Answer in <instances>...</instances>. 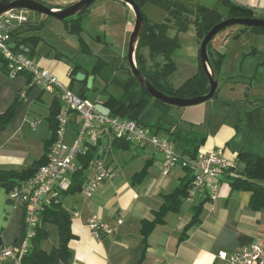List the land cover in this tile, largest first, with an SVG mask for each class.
I'll return each mask as SVG.
<instances>
[{
	"label": "crops",
	"instance_id": "0c3cea01",
	"mask_svg": "<svg viewBox=\"0 0 264 264\" xmlns=\"http://www.w3.org/2000/svg\"><path fill=\"white\" fill-rule=\"evenodd\" d=\"M74 1L66 0L65 2ZM230 1L264 14V0ZM212 2L215 0H211ZM46 18L41 16L36 22L29 20L27 25L14 34L12 43L23 50V53L40 68L47 70L60 82L71 87L73 81L69 73L75 64L82 68L77 73L90 69L78 63L70 65L64 61L63 54L60 52L53 55L54 46L52 45L47 52L43 53V56L37 57L36 45L40 39L37 33L44 27ZM61 23L64 24L63 28H66L65 23L62 21ZM239 33L252 34L255 39L251 53L264 56V34L242 30ZM229 35L227 33L226 37L222 35L223 37L219 39L215 36L214 42L213 40L212 44L210 42L212 57L223 54L222 44ZM239 36L240 34H236L235 38ZM28 37H35V44L27 40ZM81 37L88 49L94 45L90 41L95 39L97 42L102 41L99 36L84 33L83 28ZM197 44L199 47L198 41ZM224 61L223 54L216 66L219 80ZM105 62L108 64L107 61ZM198 67L199 51L192 65L185 67L186 76L175 75L178 69L176 65V71L170 77L171 84L174 87L179 86L187 77L193 76ZM95 78L96 76L92 80L93 85H95ZM236 79L232 76L222 78L225 86H229L230 89L234 88L231 85L238 82ZM78 83L80 85L78 93L71 87L76 94H79L83 87L82 81ZM26 88L28 92L25 99L9 124L0 130V170H25L41 158L44 154V143L50 137L48 116L56 98L55 94L44 91L37 85L30 87L29 78L25 74L12 79L7 77L0 61V115L11 107L18 93ZM244 89L247 90V85ZM44 93H49V96L44 98ZM101 97L103 102L104 97ZM225 99L218 97L217 88L216 96L206 102L189 107H178L177 110L172 108L166 120L169 121V117L170 119L179 118L181 128L189 129L192 125L195 133L206 136L197 156L214 151L229 165H235L240 151L256 154L252 148L253 142L251 144L247 142L252 141L254 137L263 138L264 135L256 136L249 132L248 115H246L249 111L243 115L238 112L224 115L225 111L231 107L226 106L225 102L229 104L232 102ZM31 122L36 123L34 129L31 128ZM203 126L204 128L207 126L206 131L202 130ZM70 127L73 128L75 136L78 123H72ZM70 139L71 142L73 139L72 137ZM174 147L175 152L180 155L179 146L174 144ZM138 150L124 151V157L121 158L122 168H119L118 157L114 152L107 155L106 161L115 169L116 174L111 179L103 181L92 198L84 200L81 191L68 192L61 196L63 207L70 213V230L75 236L68 243L72 253L68 264H224L217 257L219 252L231 254L243 246L263 242L264 208L255 212L250 210V192L232 190L224 180L217 185L216 198L211 199L208 194L214 179L209 175L204 176L205 193L184 200L179 211L169 212L164 222L155 226L144 241L141 234V221L153 218V213L159 210L162 204L161 196L170 192L178 184L184 177L185 170L179 165L166 170L162 163V155L155 149L152 154L139 153ZM146 164L148 166L145 174L140 175ZM91 174L90 167L82 173L85 178ZM9 191L0 186V243L3 247L17 249L26 231L25 208L10 199ZM200 202L202 205L198 220L190 224L192 208ZM74 212L79 213V216L74 217ZM91 215H97L103 222L111 225L117 219H121L122 225L116 233L103 239H96L86 224L87 218ZM43 229L46 231L47 238L41 243V247L45 251H50L59 244L58 227L45 224Z\"/></svg>",
	"mask_w": 264,
	"mask_h": 264
},
{
	"label": "trees",
	"instance_id": "16d2710c",
	"mask_svg": "<svg viewBox=\"0 0 264 264\" xmlns=\"http://www.w3.org/2000/svg\"><path fill=\"white\" fill-rule=\"evenodd\" d=\"M140 8L145 4L156 6L162 9L166 16L163 21L152 22L143 13L144 29L142 31L138 49H137V63L141 74L148 80V82L161 93L179 98H195L207 94L209 90L208 81L205 73L201 68L199 60V67L196 73L187 78L179 86L174 87L170 82L171 75L176 71V65L172 59L174 51L178 48V34L184 32L188 24L192 23L195 29V36L200 44L202 38L209 32V30L227 18H257L264 19L263 13H257L253 9L238 5L230 0H215L216 5L208 7L198 0L190 1V7L184 0H133ZM217 5H221L225 9V14H222ZM142 12V11H141ZM69 32L77 36L80 52H89V49L81 37L82 27L80 25V16L77 18L64 21ZM173 27L175 35L169 36L168 30ZM242 31H253L264 34V28L258 27H243ZM27 40L35 44V37H28ZM210 44L208 45V52L210 60L214 67L217 76V64L222 58L223 54H217L212 57L210 53ZM147 49V54L142 52V49ZM14 49L20 50L17 45ZM23 52V50H20ZM161 58V60H159ZM218 62V63H217ZM4 73V65L2 64ZM82 68L75 64L70 69V76L74 81L77 71ZM112 69L108 64L99 58V60L92 66L89 71H85L86 78L82 81V91L78 94L82 98L86 97V91L99 92L104 97V103L110 109L111 117H120L126 120H132L147 128L150 132L162 136L172 141L173 145L179 146L180 161H185L187 164L182 167L185 170V175L181 178L178 184L168 193L163 194L162 204L159 210L153 213L151 220L143 219L141 221V234L145 241L152 229L164 222L165 216L169 212L179 211L182 203L186 199H190V191L192 189V182L194 180V164L197 158L198 150L203 146L206 136L197 134L192 130V125L189 129L181 128L179 125V118L166 120L169 116V111L172 108H178L165 104L159 100L152 98L147 91H145L131 75L128 67L129 76L125 81H118L112 77L110 73ZM29 78L30 76L26 73ZM100 76L106 83L108 81L115 82L122 90V96L116 98L109 94L106 88L97 89L93 84L89 90L86 88V79L88 76ZM111 77V78H110ZM33 86L30 84V87ZM70 89L71 87L67 85ZM28 88L21 90L16 96L11 107L2 115H0V130L4 129L11 121L14 113L19 108L21 102L25 99ZM217 94H214L215 97ZM61 111L60 102L55 98L48 116L50 137L44 143V154L40 159L33 162L25 170H0V186L7 191L11 190L16 184L25 181L32 177L35 172L47 162L48 153L55 140V133L57 130V116ZM248 115L247 127L249 132L256 136H263L264 132L260 126L257 109L250 110L246 113ZM172 117V116H171ZM146 147V146H145ZM139 145H135L126 140L112 139L106 157L111 152L128 151L143 149ZM175 149V147H174ZM97 155V147L90 146L85 155L76 157L77 170L72 175V184L69 188L59 194L56 198H52L49 205L41 211L39 217L40 221L35 227V233L30 241L29 248L25 253L18 256L19 264H68L71 260L72 253L68 248V243L75 236L70 230V213L66 210L61 202V196L68 192L74 193L81 191L84 180L86 179L82 173L89 167L91 161ZM243 168H240V165ZM147 164L144 166L140 175L145 174ZM225 181L229 184L232 190H243L250 192L249 208L252 211H259L264 208V156H259L253 153L240 151L237 155L235 165H229L222 169L218 177V183ZM205 193V190L201 193ZM197 194V195H198ZM203 202V201H201ZM201 202L192 208V219L190 224L198 220ZM45 224H52L58 227L59 244L50 251H45L41 247V243L47 238L46 231L43 229ZM102 236V235H101ZM105 238L104 236L101 239ZM4 247L0 243V250ZM17 256V254H16ZM0 264H12L11 260L0 261Z\"/></svg>",
	"mask_w": 264,
	"mask_h": 264
},
{
	"label": "built area",
	"instance_id": "2783aa9c",
	"mask_svg": "<svg viewBox=\"0 0 264 264\" xmlns=\"http://www.w3.org/2000/svg\"><path fill=\"white\" fill-rule=\"evenodd\" d=\"M22 12H11L0 18V61L4 65L7 77L12 79L26 73L30 76L31 85L53 92L60 102L61 111L57 116L55 140L48 153L46 164L41 166L32 177L16 184L8 192L15 204L24 206L26 225L24 239L17 249L4 247L0 250V261L8 259L12 264H19L18 256L29 248L35 227L40 221L41 211L50 204L52 198L65 192L72 184V175L77 170L76 157L85 155L90 146L97 147V155L89 165L92 174L86 177L82 185L84 200L92 198L98 186L116 174L115 169L106 161V153L112 139L126 140L141 147L154 148L162 155V163L166 170L175 165L182 168L187 164L179 160L172 141L150 132L135 121L111 117L110 114L108 116L100 114L94 108L95 102L82 98L50 72L40 68L23 52L14 49L12 47L14 34L29 23V18ZM75 122L79 125L73 140L67 146L66 130ZM35 126L36 123L31 122V128L34 129ZM228 166L229 164L217 152L198 155L194 164L190 199L205 190V175L214 179L208 196L215 199L218 177L222 169ZM73 216L78 217L79 213L74 212ZM86 224L93 237L101 239L102 236L116 233L122 225V220L117 219L111 225L103 222L97 215H91L87 218ZM217 257L224 264H264V240L243 246L231 254L221 251Z\"/></svg>",
	"mask_w": 264,
	"mask_h": 264
},
{
	"label": "rangeland",
	"instance_id": "374dc122",
	"mask_svg": "<svg viewBox=\"0 0 264 264\" xmlns=\"http://www.w3.org/2000/svg\"><path fill=\"white\" fill-rule=\"evenodd\" d=\"M184 1L187 3L188 7H190L191 2L188 0ZM201 2L208 7L214 6L215 3H211V0H203ZM217 9L222 14H225V9L221 5H217ZM141 11L152 22L163 21L166 16L162 9L149 4L143 5ZM22 13L26 15L31 22H36L41 17V15L29 11H23ZM80 17L84 33L90 34L91 36H99L102 40L101 42H97L96 39L92 40L90 42L94 45L91 46L89 52H80L77 37L68 32L65 27L63 28L64 24L61 23V21L47 17L44 27L37 33L40 37L36 45L37 57L40 58V56H43V53L47 52L52 45L55 48H53V55L60 52L63 54L64 61L70 65L78 63L86 69H91L100 58L107 61L109 67L112 69L108 74L112 75V77L118 81H125L129 76L126 54L129 36L134 24L132 12L119 1L96 0L85 12L80 14ZM241 28L242 26L240 25L228 26L216 36V39H219L223 36L226 37L227 33L230 34L225 40V43L222 44L225 61L220 80L218 79V97L232 101L230 104L229 102H225L226 106L230 105L231 107L225 111L224 115H230L232 114L231 112L235 114L238 112L243 115L246 111L257 109L261 128L264 131V56L259 53H251L255 38L249 33H239ZM175 32V29L171 27L168 30V35L174 36ZM236 34H240V36L235 38ZM178 43L179 46L174 52L173 60L178 67L175 75L180 77L181 75L186 76L185 67L192 65L197 58L199 47L192 23L188 24L184 32L178 34ZM142 52L147 54V49H142ZM159 60H161V58H159ZM226 76H232L234 79H236L235 77L238 78L236 79L238 82L231 85L234 87L233 89H230L227 85L225 86V81H223L222 78ZM225 80H227V78ZM246 85L247 90L244 89ZM94 86L98 89L105 87L107 92L116 98L122 96L121 88L113 81H108L106 83L99 76H96ZM71 87L78 93L80 88L78 82L73 81ZM48 96L49 93H44L43 95L44 98ZM86 97L92 102H102V97L98 91H86ZM173 109L177 110L178 108ZM206 127L207 126L204 128L203 126L202 130L206 131ZM72 130L73 128L69 125L66 130L67 134L65 138L67 142L65 144L67 146L71 143L69 141L71 140L70 137H72V139L74 137V131ZM159 135L162 136L161 133H159ZM252 142V148H254L255 153L264 155V136L263 138L254 137L252 141L249 140L247 144H251ZM153 149L152 147L146 146L138 150V152L152 154ZM114 154L118 157L117 164L119 168H122L123 161L121 158L124 157V151H117L116 153L114 152ZM75 163L77 164L78 161L75 160Z\"/></svg>",
	"mask_w": 264,
	"mask_h": 264
},
{
	"label": "water",
	"instance_id": "95a60500",
	"mask_svg": "<svg viewBox=\"0 0 264 264\" xmlns=\"http://www.w3.org/2000/svg\"><path fill=\"white\" fill-rule=\"evenodd\" d=\"M96 0H79L69 6L62 8L48 7L35 0H0V18L16 11H29L37 13L44 17H51L59 21H70L82 14ZM123 3L133 14L134 24L128 40L126 61L131 75L137 83L149 93V95L165 104L176 107H189L201 104L213 98L218 88V78L214 67L210 60L208 45L212 39L222 30L232 25H240L243 27H258L264 28V19L257 18H227L214 25L209 32L202 38L199 44V60L201 68L205 73L208 81L209 90L207 94L195 98H179L165 95L155 89L148 80L141 74L137 63L138 43L144 29V17L139 6L133 0H116ZM14 47V45H12ZM86 78L84 71L76 74L74 80L81 82ZM93 76H88L86 79V88L89 90L92 86ZM94 108L97 112L104 116L110 114V109L102 102H95ZM243 168L241 164L239 166Z\"/></svg>",
	"mask_w": 264,
	"mask_h": 264
},
{
	"label": "flooded vegetation",
	"instance_id": "af4514ba",
	"mask_svg": "<svg viewBox=\"0 0 264 264\" xmlns=\"http://www.w3.org/2000/svg\"><path fill=\"white\" fill-rule=\"evenodd\" d=\"M37 2H40L48 7H53V8H62V7H66V6H69L79 0H75L74 2H70V3H66L65 1L66 0H35ZM88 9V8H87ZM86 9V10H87ZM85 10V11H86ZM84 11V12H85ZM80 16V15H79ZM77 18V17H76Z\"/></svg>",
	"mask_w": 264,
	"mask_h": 264
}]
</instances>
